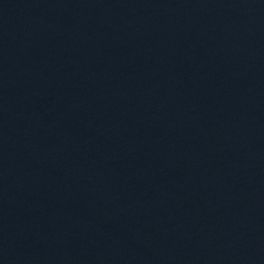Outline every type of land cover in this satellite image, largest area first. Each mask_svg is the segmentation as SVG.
<instances>
[{
	"label": "water",
	"instance_id": "obj_1",
	"mask_svg": "<svg viewBox=\"0 0 264 264\" xmlns=\"http://www.w3.org/2000/svg\"><path fill=\"white\" fill-rule=\"evenodd\" d=\"M0 264H264V0H0Z\"/></svg>",
	"mask_w": 264,
	"mask_h": 264
}]
</instances>
